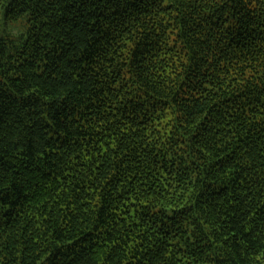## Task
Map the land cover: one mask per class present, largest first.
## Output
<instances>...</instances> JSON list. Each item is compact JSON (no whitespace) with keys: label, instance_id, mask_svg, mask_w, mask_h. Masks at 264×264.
Returning a JSON list of instances; mask_svg holds the SVG:
<instances>
[{"label":"trees","instance_id":"trees-1","mask_svg":"<svg viewBox=\"0 0 264 264\" xmlns=\"http://www.w3.org/2000/svg\"><path fill=\"white\" fill-rule=\"evenodd\" d=\"M0 264H264V0H0Z\"/></svg>","mask_w":264,"mask_h":264},{"label":"rangeland","instance_id":"rangeland-1","mask_svg":"<svg viewBox=\"0 0 264 264\" xmlns=\"http://www.w3.org/2000/svg\"><path fill=\"white\" fill-rule=\"evenodd\" d=\"M19 29H20V27H19L18 24H16L15 26H13V30H14L15 32H18Z\"/></svg>","mask_w":264,"mask_h":264}]
</instances>
